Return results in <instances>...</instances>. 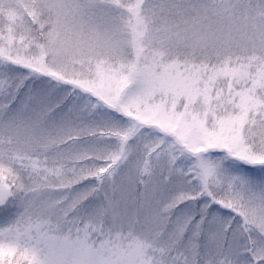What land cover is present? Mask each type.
<instances>
[{"label":"snow or ice","instance_id":"snow-or-ice-1","mask_svg":"<svg viewBox=\"0 0 264 264\" xmlns=\"http://www.w3.org/2000/svg\"><path fill=\"white\" fill-rule=\"evenodd\" d=\"M0 264H264V0H0Z\"/></svg>","mask_w":264,"mask_h":264}]
</instances>
